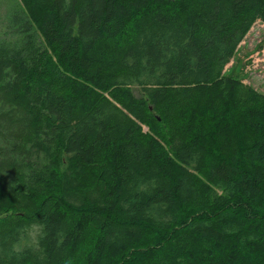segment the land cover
<instances>
[{"label": "trees", "instance_id": "1", "mask_svg": "<svg viewBox=\"0 0 264 264\" xmlns=\"http://www.w3.org/2000/svg\"><path fill=\"white\" fill-rule=\"evenodd\" d=\"M20 1L0 264H264V95L224 75L264 0Z\"/></svg>", "mask_w": 264, "mask_h": 264}, {"label": "rangeland", "instance_id": "2", "mask_svg": "<svg viewBox=\"0 0 264 264\" xmlns=\"http://www.w3.org/2000/svg\"><path fill=\"white\" fill-rule=\"evenodd\" d=\"M20 5H22L20 0H0V39L10 38L15 40L18 36L20 37L17 30L18 26L15 25V23L21 19L19 15L15 16L21 10ZM30 39L32 40V37H27V40ZM224 75L233 76V78L240 80V82H243L245 85H248V88L264 95V21L257 19L254 22L240 43L235 56L227 64L224 70ZM58 86L60 88L62 87V83L60 81ZM202 92H213V89H211V91ZM136 94L138 95L139 92H136ZM26 122L27 121H24L21 124V127H25L26 132H31V130L27 129L30 125ZM9 126V118L0 119V132L2 136L6 135ZM0 145L4 148L2 151L4 157L8 160H12L14 156L9 147H7L8 144L6 140L0 139ZM5 164H7L6 161H4V165ZM47 172L48 169L43 170L44 175H46ZM10 173L12 172L7 170V174L10 175ZM0 177H2V174ZM16 184L15 180H13V182L7 181L5 188L6 190H11V188H14ZM151 233L155 234L154 232ZM35 236L36 233H33V240L35 239ZM155 245L156 240L154 237H146V242L141 247L133 248L128 254H126L127 256L125 255V257H123L122 262L128 260L136 261L139 264L144 262L146 260L145 257L152 254L153 249L156 248L154 247ZM83 249L87 252V248L84 247ZM84 251L80 252L79 255L85 257L86 254L83 255V253H85Z\"/></svg>", "mask_w": 264, "mask_h": 264}]
</instances>
